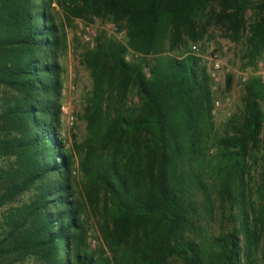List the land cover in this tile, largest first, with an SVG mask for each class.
<instances>
[{
    "label": "trees",
    "instance_id": "trees-1",
    "mask_svg": "<svg viewBox=\"0 0 264 264\" xmlns=\"http://www.w3.org/2000/svg\"><path fill=\"white\" fill-rule=\"evenodd\" d=\"M211 1L0 0V264H258L264 83L254 74L245 79L240 120L229 118L223 133L210 138V76L187 42L201 37ZM53 2L73 16L107 17L125 29V44L99 32L85 54L92 89L78 145L83 182L94 196L104 195L111 258L80 243L75 161L59 125L57 56L65 37L50 13ZM219 4L233 35L246 31V65L256 66L264 52V0L249 16L251 0ZM231 80L228 74L227 87ZM254 148L261 151L257 191L249 185ZM213 184L222 217L226 209L235 212L228 229L204 237L193 216L199 204L210 208Z\"/></svg>",
    "mask_w": 264,
    "mask_h": 264
},
{
    "label": "rangeland",
    "instance_id": "rangeland-1",
    "mask_svg": "<svg viewBox=\"0 0 264 264\" xmlns=\"http://www.w3.org/2000/svg\"><path fill=\"white\" fill-rule=\"evenodd\" d=\"M257 0H251L252 4L248 9L247 16L253 11V4ZM58 31L65 37V45L58 52L57 59L61 65V114H60V135L65 142V148L74 158L75 165L73 171V180H75L74 197L80 202L82 208L81 219L83 221L84 234L80 238L82 248L103 252L105 255L112 257L108 244L105 240L107 228L105 227L106 215L103 210L104 195L102 191L94 196L92 188H89L83 182L78 160L83 152H79L78 145L84 141L86 136V121L83 117V109L87 97L92 89V78L89 68L86 65L85 54L91 49L90 45L85 42L81 36L83 33L78 28V21H84L91 24L89 29H93L95 36L97 33H104L106 38L126 43V37H117L105 29L106 23L114 24L108 21L107 17H95L93 15L86 17L73 16L63 11L53 2L50 8ZM221 6L219 0H212L206 17L203 20L202 35L195 42H190L184 35V40L188 41L187 45L197 44L199 55L196 56L200 66H204L210 76V88L213 95L212 106V126L211 135H220L226 127L229 118L235 117L234 121H239L244 110V90L243 82L250 74L260 76L264 73V52L259 57L256 66L246 65L248 60L243 53V42L246 37V31L241 30L238 38L229 30L227 24L221 22ZM248 20V19H247ZM93 22V23H92ZM117 26L116 24H114ZM118 27V26H117ZM119 28V27H118ZM121 29V28H119ZM123 29V28H122ZM125 30V29H124ZM94 36V37H95ZM166 48V47H165ZM167 53L179 57L178 51L167 50ZM216 55L220 68L213 69L211 56ZM131 55H127L129 59ZM232 75L230 85L226 86V76ZM215 77L217 79H215ZM244 78V80H243ZM218 102L216 104L215 102ZM260 109L264 112V92L260 99ZM214 142L206 143L207 151L212 155L216 151ZM261 151L257 148L251 150L249 160V185L254 191H257L261 182ZM215 162V159L212 160ZM230 170V169H229ZM230 172V171H229ZM230 174V173H229ZM238 171H231L230 180L236 182ZM211 185V183H210ZM219 185L211 186L210 208L204 205H198L195 218V232L198 235L210 236L217 234L220 230L228 229L230 224V212L234 213L235 208L227 210L224 216L221 215L219 202ZM193 218V219H194ZM109 229V228H108ZM118 252L121 254V250ZM258 264H264V231L260 239L258 248Z\"/></svg>",
    "mask_w": 264,
    "mask_h": 264
},
{
    "label": "built area",
    "instance_id": "built-area-1",
    "mask_svg": "<svg viewBox=\"0 0 264 264\" xmlns=\"http://www.w3.org/2000/svg\"><path fill=\"white\" fill-rule=\"evenodd\" d=\"M77 25H78L79 30L82 31V33H83L81 36L83 37L85 42L88 43L90 45V47H92L94 44L93 37L95 36V33H93V29H89L91 24L88 22H84V21H78ZM105 29H106V31L114 34L117 37L125 36V30L119 29L114 24L106 23ZM189 52L193 55L198 56L199 55V47L197 46V44H192L190 46ZM210 60L212 61L213 69L218 70L220 68V65L218 63L217 56L216 55L211 56ZM215 79H217V78L215 77ZM262 79L264 80V73H262ZM243 80H244V78H243ZM215 103L218 104L217 101Z\"/></svg>",
    "mask_w": 264,
    "mask_h": 264
}]
</instances>
